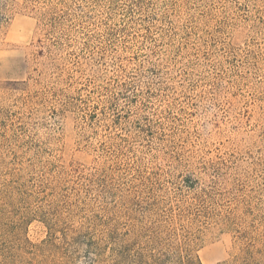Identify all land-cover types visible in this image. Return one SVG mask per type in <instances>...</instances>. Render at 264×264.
<instances>
[{
  "label": "rangeland",
  "instance_id": "rangeland-1",
  "mask_svg": "<svg viewBox=\"0 0 264 264\" xmlns=\"http://www.w3.org/2000/svg\"><path fill=\"white\" fill-rule=\"evenodd\" d=\"M5 1L0 264L177 205L203 264L264 234V0Z\"/></svg>",
  "mask_w": 264,
  "mask_h": 264
},
{
  "label": "trees",
  "instance_id": "trees-1",
  "mask_svg": "<svg viewBox=\"0 0 264 264\" xmlns=\"http://www.w3.org/2000/svg\"><path fill=\"white\" fill-rule=\"evenodd\" d=\"M43 16L46 14L44 13ZM8 18L6 1L0 0V28L8 21ZM186 186L193 189L195 184L187 181ZM195 208L193 218L199 215L208 217L207 210L199 209L198 206ZM174 209L172 207V210ZM177 209L175 214L172 213V227L157 223V219L150 222L137 220L122 231L118 229V226H114L107 231L106 236L96 239L83 238L87 237L88 233H79L73 237V242L85 246L84 252L88 258V264H203L187 236L188 228L180 223L184 219L183 211L191 213V209L190 207L181 209L178 205ZM230 221L236 226L240 225L234 219ZM236 231L239 233L238 239L242 244L239 254L216 264H264V234L253 235L247 230ZM48 245L56 251L59 250V247L52 242L42 240L40 244H31L34 248L30 253L32 257L22 258L17 261V264H34L36 256H45L44 250ZM61 253L60 257L69 258L66 251ZM44 262L45 260L41 259L37 261V264H45ZM66 262L63 261L60 264H67ZM13 263L9 262V264ZM1 264H8V262Z\"/></svg>",
  "mask_w": 264,
  "mask_h": 264
}]
</instances>
